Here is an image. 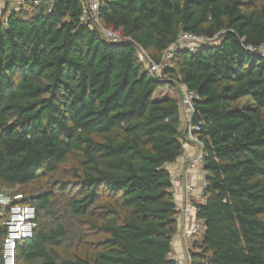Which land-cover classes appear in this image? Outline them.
Returning a JSON list of instances; mask_svg holds the SVG:
<instances>
[{"label":"trees","instance_id":"trees-1","mask_svg":"<svg viewBox=\"0 0 264 264\" xmlns=\"http://www.w3.org/2000/svg\"><path fill=\"white\" fill-rule=\"evenodd\" d=\"M86 3L27 5L0 24V184L20 188L10 206L32 205L37 228L41 214L55 224L17 242L15 264H175L180 104L153 99L167 86L198 96L206 201L191 264H264V58L249 50L264 46V0H100V23L129 40L111 44L83 21ZM182 32L214 44L178 51L155 79L134 47L159 63ZM63 169L72 237L50 190L24 191Z\"/></svg>","mask_w":264,"mask_h":264},{"label":"built area","instance_id":"built-area-1","mask_svg":"<svg viewBox=\"0 0 264 264\" xmlns=\"http://www.w3.org/2000/svg\"><path fill=\"white\" fill-rule=\"evenodd\" d=\"M47 3L48 10L53 6V0H0V16L3 20L0 24L4 25L13 13H18L27 5L39 7L43 2ZM86 12L83 16V21L89 25L92 23L98 29L106 43H118L120 41H129L126 38H121L115 32L106 29L98 19V5L100 0H85ZM213 39L203 36L194 35L187 32L179 34L177 40L171 44L161 55L160 62L155 63L140 48H135L138 59L146 64L150 75L157 78H162V71L165 68L171 67V62L178 51L186 50L194 52L197 49L209 44L212 45ZM251 51H258L264 58V46L259 49L249 48ZM198 99L195 92L183 91L182 98L179 100L180 111H188L191 118L184 129L183 140L184 148L182 155L174 162L173 169L170 170V185L171 191L176 186L183 188L185 198L184 204L177 209L175 217L177 229L171 236V249L169 258L175 264H191L193 253H199L202 240L197 239L200 226L196 218L198 206L206 201L205 178L207 172L204 168V145L199 139V131L201 121L194 124L192 122L193 103ZM192 172H198L200 181L198 184H193L189 181V176ZM20 199V195L13 197ZM11 200L9 197L0 195V204L3 207H9ZM192 221V222H191ZM37 227L36 210L32 205L14 204L9 207L8 220L6 222V236L3 242L2 264H15V248L17 242L21 240L31 239Z\"/></svg>","mask_w":264,"mask_h":264},{"label":"rangeland","instance_id":"rangeland-1","mask_svg":"<svg viewBox=\"0 0 264 264\" xmlns=\"http://www.w3.org/2000/svg\"><path fill=\"white\" fill-rule=\"evenodd\" d=\"M2 20L3 18L0 16V22ZM205 46H209V44ZM179 87L182 91H185L181 86ZM166 97L176 99L177 95L175 91L172 88H169L168 86L158 87L153 94L154 100H159V99L166 98ZM245 101L246 99H243L242 104H244ZM61 172L62 173L60 174H56V175L48 177L47 180L38 179L36 184L26 187L24 191L26 193L35 194L39 192L40 186H45L48 190H50L55 196L53 199V202H55V209L58 210V213H57L58 221L66 224V228L69 229L68 232L71 234V237H72V231L75 230V227L73 225L75 222L70 218L68 211L65 210V200L67 196H72L73 194H75L77 190V186H76L75 181L68 178V175H66L65 169H63ZM61 182L65 183L64 189L66 188L67 191L64 189H61L62 188L60 186ZM19 190L20 188L18 187H8V186H4L0 184V195H2L3 197H9L11 201L12 199H14L12 198L14 197V195H16L17 193H20ZM63 190L65 194L62 193ZM6 216H7V209L6 207H3L2 204H0V223L6 219ZM40 221H41V224H39L38 228L41 225L49 227V228L50 227L53 228L55 226L53 218H50L48 216H43V214H41ZM68 243H69V240H67L63 244V246L60 249V253H63L64 251H67V250L73 251V248L70 245H68ZM18 264H22V261L21 260L18 261Z\"/></svg>","mask_w":264,"mask_h":264},{"label":"crops","instance_id":"crops-1","mask_svg":"<svg viewBox=\"0 0 264 264\" xmlns=\"http://www.w3.org/2000/svg\"><path fill=\"white\" fill-rule=\"evenodd\" d=\"M182 87V86H181ZM183 89L185 90V88L183 87ZM182 91V90H181ZM176 93V92H175ZM183 95V92L181 93ZM177 95V94H176ZM178 101L180 100V95H177ZM180 118H181V125H182V130H183V134H184V129L186 127V125L188 124L190 118H191V114L188 111H180ZM178 159V158H177ZM176 161V160H175ZM174 166V162L171 164L167 165V168L169 170H172ZM189 181L193 184H198L200 181V176L198 174V172H192L189 176ZM173 195H174V200H175V204H176V208H181L184 204V198H185V194L181 186H176L173 190ZM192 222V221H191ZM199 226H200V232L199 235L197 237V239L199 240H203L204 239V224L202 221L198 222Z\"/></svg>","mask_w":264,"mask_h":264}]
</instances>
